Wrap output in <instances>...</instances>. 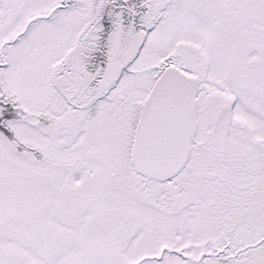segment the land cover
I'll return each mask as SVG.
<instances>
[{
	"label": "snow or ice",
	"instance_id": "snow-or-ice-1",
	"mask_svg": "<svg viewBox=\"0 0 264 264\" xmlns=\"http://www.w3.org/2000/svg\"><path fill=\"white\" fill-rule=\"evenodd\" d=\"M0 264H264V0H0Z\"/></svg>",
	"mask_w": 264,
	"mask_h": 264
}]
</instances>
